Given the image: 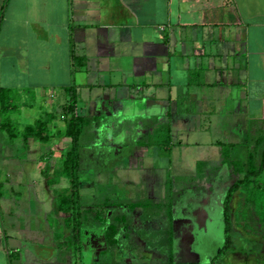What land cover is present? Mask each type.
<instances>
[{
    "label": "crops",
    "instance_id": "obj_1",
    "mask_svg": "<svg viewBox=\"0 0 264 264\" xmlns=\"http://www.w3.org/2000/svg\"><path fill=\"white\" fill-rule=\"evenodd\" d=\"M0 87L18 89L23 100L33 94L27 106L58 114L73 89L77 111L92 119L88 129L100 133L111 121L121 133L126 123L144 153H231L233 146L264 137V0H0ZM61 118L48 153L69 150ZM7 136L0 129V153L21 146ZM24 142L28 153L46 144ZM23 169L5 172L6 184ZM32 170L26 178L33 190ZM150 188L158 196L148 199L165 198L162 179ZM180 188L178 196L186 187ZM218 199L212 193L189 218L200 232L198 247L208 224L222 222ZM36 203L45 212V201ZM71 248L62 251L59 264H70ZM55 256L39 264H55ZM100 263L112 264H93Z\"/></svg>",
    "mask_w": 264,
    "mask_h": 264
},
{
    "label": "rangeland",
    "instance_id": "obj_2",
    "mask_svg": "<svg viewBox=\"0 0 264 264\" xmlns=\"http://www.w3.org/2000/svg\"><path fill=\"white\" fill-rule=\"evenodd\" d=\"M12 89V103L15 106L8 112L15 120L12 130L18 133V140L11 139L9 132H5L8 143H20L21 146H18L17 151L14 148L12 153H0V264L44 263L47 256L52 258L53 253L56 255L53 258L55 264H59L62 251L69 246L72 248L66 262L70 264H93L100 261L150 264L148 261L160 260L165 261V264H181L175 262V259L185 257L184 251L180 253L181 248H175V259L170 255L173 236L171 201L181 191V186L186 187L178 196L182 230L189 227V218L200 211L203 201L208 200L212 193H217L218 207L224 211L221 223L213 226L209 223L208 229L202 232L203 238L206 236L200 242L202 247L199 246L196 252H187L186 255L192 256L191 259H196L193 261H198L195 264H264V170L259 176L260 186L249 182L239 184L247 171L237 169L234 164L236 160L244 165L249 161L250 154L256 155L257 162H260L264 137L257 142L247 140L248 143L252 142L250 146H233L231 153L225 154L154 153L153 149L151 153H144L142 149L139 151L137 142L132 143L134 131L126 123L121 133L111 121L100 133L92 132V127L86 128L81 139L80 214L74 216L76 222L80 223L81 239H76L73 226L66 222L68 214L61 213L57 208V190L71 192L70 179L64 177L59 184L50 183L55 170L62 166L67 152L48 153L47 148L53 143L51 140L50 144L42 146L39 153H28L29 143L24 142L23 134L28 124H34L48 114L56 115L50 126L51 132H55V127L59 126L55 124L56 119L60 118L62 112L58 114L29 107L27 104L33 94H27L24 101L19 90ZM19 113L21 116H17ZM132 119L128 123L131 124ZM255 146L257 149L253 150ZM257 166L255 163V170ZM154 167L156 170L151 172L149 169ZM17 168H24V173L15 178L9 177L6 184L5 172ZM28 168L33 169L30 179L36 181L33 190L27 186ZM160 179L165 182L166 188L169 183L171 185L170 196L160 206L161 217L159 213L151 215L150 207L142 202L147 201L150 195L158 196L150 186L156 189ZM10 181L13 184L10 185ZM231 189L233 197L227 205ZM162 193H165L164 188ZM37 200L45 201L46 204L42 206L45 212L38 206ZM189 203H192L191 207L187 206ZM227 211L231 215V237L227 252L221 255L219 251L223 243L218 241L219 238L222 241V237L224 241L226 237ZM49 212L50 217L45 215ZM111 222L116 224L121 239L108 250L105 226L113 224ZM57 246L61 249L59 252L56 251ZM152 248L157 250L153 251ZM30 255L36 261L27 259Z\"/></svg>",
    "mask_w": 264,
    "mask_h": 264
},
{
    "label": "trees",
    "instance_id": "obj_3",
    "mask_svg": "<svg viewBox=\"0 0 264 264\" xmlns=\"http://www.w3.org/2000/svg\"><path fill=\"white\" fill-rule=\"evenodd\" d=\"M71 90V100L69 103L63 105L62 114L64 115V119L66 121V129L64 130L65 136L69 137L71 139V147L67 151V154L65 156V159L63 161L62 166L55 170V175L50 179L51 184H59L64 177H68L71 182V192L68 191H60L57 190L59 194L58 195V205L57 208L61 213L68 214L66 218V222L69 224V226H73V236L76 239H81V228L80 223L76 222L75 215H79V204L80 200L79 197L81 196L80 193V168H81V158H82V136L85 131V129L88 127V125L91 123L92 119L84 114H81L77 111V102H78V93ZM13 89L11 88H1L0 87V129L4 131H8L10 138L15 140L18 138V133L16 131L12 130V126L14 124V119L10 116V113L8 112L10 109H12L15 105H13ZM55 114H48L46 117L38 119L34 124H28L24 129V139L25 141H28L29 138H36L39 141L43 143H48L51 141V139L55 136V132H51V124L53 120L55 119ZM226 143L223 144V148H226ZM225 154V153H223ZM231 155V154H227ZM249 161L246 162L244 165L240 162L234 160L235 166H237V169L241 171H247V174L245 175V178L242 179L239 184L241 183H251V184H258L260 186L259 182V176L264 170V147L262 149V159L260 162H257L256 155L250 154L248 157ZM256 160V162H255ZM255 163L258 165L256 167V170L254 169ZM257 176V178L255 177ZM258 182V183H257ZM167 197L170 196V190L171 185L169 183V186H167ZM233 197V191L232 189L228 192V199H227V205L231 202V198ZM143 205L152 206L153 201L150 199H147V201H142ZM152 203V205H150ZM152 207L149 208V210ZM225 219L227 221L226 224V244L223 247V252L226 251L231 233H230V218L231 215L227 212H225ZM72 214V215H71ZM71 215V216H70ZM78 218V217H77ZM118 230L116 228V224H109L106 231V238L107 243L110 246H114L119 242V238L117 237ZM100 264H106V263H100Z\"/></svg>",
    "mask_w": 264,
    "mask_h": 264
},
{
    "label": "flooded vegetation",
    "instance_id": "obj_4",
    "mask_svg": "<svg viewBox=\"0 0 264 264\" xmlns=\"http://www.w3.org/2000/svg\"><path fill=\"white\" fill-rule=\"evenodd\" d=\"M167 189V188H166ZM167 191V190H166ZM166 195H167V193H166ZM165 195V198H167V196ZM178 195H179V193L176 195V197L171 201V215H172V226H173V236H172V239H175L174 237H176V239H177V242H178V244H179V247L177 246V248H181V250H180V253L182 252V251H184V254H185V257H182L181 258V260H176L175 259V257H174V251H177V250H173L172 251V249H171V258H173V259H175V262L176 263H181V264H195V262L197 263L198 261H193V260H196V259H191V257L192 256H188V255H186L187 254V252H188V254H190V253H192L194 250V252H196V251H198V249H199V247H198V245H197V241L201 238L200 237V232H198L197 231V229L196 230H193L192 228H193V226H194V221H189L190 223H189V227H186V228H184L183 230L180 228V221H177V219H176V217H175V202L177 201V197H178ZM164 198V199H165ZM163 199V200H164ZM163 200L162 201H160V202H153V205L152 206H149V207H152L150 210H149V212H151V215H157L156 214V212L155 211H157V213H158V211H160L161 210V212H162V208L160 207L162 204H164V203H166V201H164V203H163ZM167 205V204H166ZM167 207V206H166ZM168 207H170V206H168ZM160 217L162 216V215H159ZM150 219V218H149ZM111 223H113V222H111ZM197 225V224H196ZM107 227H108V225L107 226H105V230L107 231ZM156 232V231H155ZM118 234H120V232L118 231V233H117V235ZM199 236V237H198ZM118 237V236H117ZM119 238V240L121 239L120 237H118ZM226 237H225V243H224V246H225V244H226ZM182 243H184V245L182 246ZM177 244V245H178ZM171 245H172V241H171ZM223 246V247H224ZM112 246H110L109 244H108V249L109 248H111ZM223 247L221 248V250L219 251V254H221V255H223V254H225L227 251H224L223 252ZM176 248V249H177ZM151 250H153L154 251V249H151ZM226 250H228V247H227V249ZM196 254V253H195ZM195 254H194V256H195ZM186 256H188V258L186 257ZM151 259V258H150ZM187 260H190V261H187ZM148 262H150V264H165V261H163V260H160V261H157V262H152V261H148ZM112 264H120V263H112ZM135 264H137V263H135Z\"/></svg>",
    "mask_w": 264,
    "mask_h": 264
}]
</instances>
